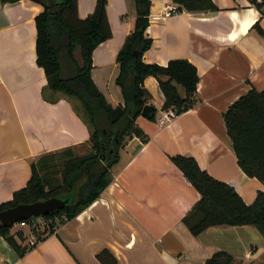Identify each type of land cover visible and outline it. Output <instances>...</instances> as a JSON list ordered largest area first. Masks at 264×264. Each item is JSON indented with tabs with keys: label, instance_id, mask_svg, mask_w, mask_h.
I'll use <instances>...</instances> for the list:
<instances>
[{
	"label": "crops",
	"instance_id": "0c3cea01",
	"mask_svg": "<svg viewBox=\"0 0 264 264\" xmlns=\"http://www.w3.org/2000/svg\"><path fill=\"white\" fill-rule=\"evenodd\" d=\"M253 1L213 0L217 11L167 17V11L178 9L173 0H151L146 35L153 45L144 62H191L200 78L194 107L160 126L165 99L158 80L148 77L145 88L156 120H137L148 142L128 141L101 198L75 220L59 224L24 257L0 237V264H101L97 255L103 250L113 253L118 264H206L220 251L235 264H264V237L254 227H213L197 237L191 234L183 220L200 195L171 160L194 158L247 205L264 192L263 183L240 169L224 121L240 98L252 89L264 91V36L255 29L260 23L264 30V17ZM96 4L79 0V18L91 15ZM43 10L30 0L6 5L0 0V206L27 186L31 165L41 156L91 151L90 130L75 111L77 100L47 93L45 71L37 65L36 17ZM107 15L113 37L94 51L92 78L116 108L124 104L116 83L117 58L135 26V1L108 0ZM20 228L17 224L14 231ZM22 229L26 244H34L30 227Z\"/></svg>",
	"mask_w": 264,
	"mask_h": 264
},
{
	"label": "trees",
	"instance_id": "16d2710c",
	"mask_svg": "<svg viewBox=\"0 0 264 264\" xmlns=\"http://www.w3.org/2000/svg\"><path fill=\"white\" fill-rule=\"evenodd\" d=\"M22 0H1L15 4ZM43 7L36 17L37 65L45 71L46 91L74 98L76 113L90 130L91 151L76 155L74 149L41 156L31 165L27 186L14 194L13 200L0 206V212L19 205H31L53 198L70 199L63 210L26 223L36 237L27 245L22 228L0 223V237L24 257L39 242L56 232L59 224L75 220L97 202L113 182L112 168L120 161V151L134 137L148 142V136L137 120L149 105L150 94L145 80L155 77L164 96L163 110L175 109L181 115L196 103L200 81L197 68L187 60H173L167 66L147 64L144 55L153 45L146 35L150 25L151 0H134L137 16L133 31L118 54L120 74L116 80L124 104L111 106L92 78L93 53L113 37L107 15L108 0H97L94 12L86 19L78 16L79 0H30ZM178 13L217 11L213 0H173ZM264 17V1H253ZM255 29L261 36L260 23ZM80 53V59L77 58ZM183 90L184 96L181 95ZM47 97L45 93V98ZM80 107V108H79ZM156 112V111H155ZM156 120V115L151 118ZM224 121L240 169L250 178L264 184V91L252 89L235 102L224 114ZM174 165L183 173L200 195V199L183 222L195 237L213 227L256 228L264 237V192L259 191L255 202L247 205L229 184L214 179L202 170L192 157L173 156ZM101 264H118L109 250L97 255ZM206 264H235L227 252L215 253Z\"/></svg>",
	"mask_w": 264,
	"mask_h": 264
},
{
	"label": "water",
	"instance_id": "95a60500",
	"mask_svg": "<svg viewBox=\"0 0 264 264\" xmlns=\"http://www.w3.org/2000/svg\"><path fill=\"white\" fill-rule=\"evenodd\" d=\"M155 107L146 106L142 116L151 119L155 116ZM71 203L70 199L53 198L31 205H19L15 208L0 212V223L3 226H15L27 220H37L65 209Z\"/></svg>",
	"mask_w": 264,
	"mask_h": 264
},
{
	"label": "built area",
	"instance_id": "2783aa9c",
	"mask_svg": "<svg viewBox=\"0 0 264 264\" xmlns=\"http://www.w3.org/2000/svg\"><path fill=\"white\" fill-rule=\"evenodd\" d=\"M258 3H262V0H258ZM175 14H178L177 9H172V10H169L166 12L167 17L171 16V15H175ZM178 116H179V113L175 109L163 110L161 113L159 124H160V126H166V125L170 124ZM36 221H38L39 224H41V219H38ZM27 226H28V224H26V223L20 224L21 228H25ZM31 237L35 238L34 234H32Z\"/></svg>",
	"mask_w": 264,
	"mask_h": 264
},
{
	"label": "rangeland",
	"instance_id": "374dc122",
	"mask_svg": "<svg viewBox=\"0 0 264 264\" xmlns=\"http://www.w3.org/2000/svg\"><path fill=\"white\" fill-rule=\"evenodd\" d=\"M76 56H77L78 59H80V53H79V52H77ZM77 104H78V102H77ZM79 108H80V107H79ZM75 154H76V155H85V154H87V152L84 151V150H81V151H77V152L75 151ZM44 225H46V222H43V226H44ZM41 226H42V225H41ZM30 238H32L33 242H36V237H35V238L30 237Z\"/></svg>",
	"mask_w": 264,
	"mask_h": 264
}]
</instances>
